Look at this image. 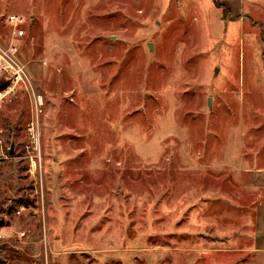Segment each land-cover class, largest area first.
Returning <instances> with one entry per match:
<instances>
[{
	"label": "rangeland",
	"instance_id": "rangeland-1",
	"mask_svg": "<svg viewBox=\"0 0 264 264\" xmlns=\"http://www.w3.org/2000/svg\"><path fill=\"white\" fill-rule=\"evenodd\" d=\"M235 2L244 17L214 0H0V43L30 78L0 108L5 264L250 258L264 0Z\"/></svg>",
	"mask_w": 264,
	"mask_h": 264
},
{
	"label": "built area",
	"instance_id": "built-area-1",
	"mask_svg": "<svg viewBox=\"0 0 264 264\" xmlns=\"http://www.w3.org/2000/svg\"><path fill=\"white\" fill-rule=\"evenodd\" d=\"M6 22L13 26V35L21 38L25 34V18L17 13H10L5 18ZM18 45L13 41L8 46L0 43V108L4 99L20 89L21 86H27L30 78L26 68L17 56ZM44 104L42 96L38 97V107ZM34 125V122L31 123ZM33 129V128H32ZM2 139H0V143Z\"/></svg>",
	"mask_w": 264,
	"mask_h": 264
},
{
	"label": "crops",
	"instance_id": "crops-1",
	"mask_svg": "<svg viewBox=\"0 0 264 264\" xmlns=\"http://www.w3.org/2000/svg\"><path fill=\"white\" fill-rule=\"evenodd\" d=\"M214 1L225 4L231 10L233 16H240V18L245 16L241 4L235 2V0ZM254 185L259 191V197L254 203V217L251 219L250 224H247L249 228L245 230V233H242L250 241V244L242 248V251L248 252L250 258L241 264H264V169L256 171Z\"/></svg>",
	"mask_w": 264,
	"mask_h": 264
},
{
	"label": "water",
	"instance_id": "water-1",
	"mask_svg": "<svg viewBox=\"0 0 264 264\" xmlns=\"http://www.w3.org/2000/svg\"><path fill=\"white\" fill-rule=\"evenodd\" d=\"M149 47L150 48L152 47V43H149ZM208 103L211 106V98L208 99ZM14 144L15 143L13 141L12 144H11L10 150H9L10 154H12L14 152ZM5 263H6L5 259L0 258V264H5Z\"/></svg>",
	"mask_w": 264,
	"mask_h": 264
},
{
	"label": "trees",
	"instance_id": "trees-1",
	"mask_svg": "<svg viewBox=\"0 0 264 264\" xmlns=\"http://www.w3.org/2000/svg\"><path fill=\"white\" fill-rule=\"evenodd\" d=\"M222 7H224L223 5H221ZM226 11V9H224Z\"/></svg>",
	"mask_w": 264,
	"mask_h": 264
}]
</instances>
